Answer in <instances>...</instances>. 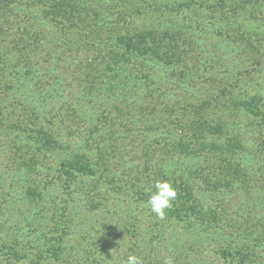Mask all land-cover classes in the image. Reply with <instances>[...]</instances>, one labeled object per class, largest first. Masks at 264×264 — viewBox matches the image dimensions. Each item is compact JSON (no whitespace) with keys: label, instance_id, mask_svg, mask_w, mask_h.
<instances>
[{"label":"rangeland","instance_id":"374dc122","mask_svg":"<svg viewBox=\"0 0 264 264\" xmlns=\"http://www.w3.org/2000/svg\"><path fill=\"white\" fill-rule=\"evenodd\" d=\"M54 4L0 0V109L15 120L35 113L64 148L47 153L38 141V163L11 167L17 143L0 111V249L18 248L17 257L0 250V264H76L83 219L107 236L106 264L129 254L144 264H237L239 251L264 264V0ZM59 86L62 97L44 101ZM78 141L106 161L102 182L122 177L114 197L100 186L97 202L86 181L60 182ZM137 170L142 177L125 183ZM156 181L186 186L189 205L174 200L157 217L147 206ZM40 210L44 230L61 218L69 229L48 233L37 255L23 247L38 236L30 226L41 228L32 217Z\"/></svg>","mask_w":264,"mask_h":264},{"label":"trees","instance_id":"16d2710c","mask_svg":"<svg viewBox=\"0 0 264 264\" xmlns=\"http://www.w3.org/2000/svg\"><path fill=\"white\" fill-rule=\"evenodd\" d=\"M54 2L55 0H50V5L48 7L50 10L56 6ZM131 49L136 50L137 48L134 47ZM142 49L143 50H140V53L144 51V48ZM134 52L137 53V51H134ZM59 88H63V87L59 86L58 88H52L51 91L49 89L45 93L44 101L48 99L53 100V101L59 100L62 97L61 95H63V92H62L63 90H59ZM35 96L31 99L30 103H33L36 101ZM7 108H8L7 106L3 105L2 108L0 109L2 115L4 116V119L7 120V124L2 123V131L4 135H7L9 137L10 135L13 136L15 138L14 141H16L17 143V145L13 148L15 149V153H13L14 158H12L11 162H9L10 163L9 165L11 167L16 166L18 162L23 164L25 167L29 166V163H32V162L38 163V157H37L38 155L31 154V149H32L33 144L37 143L38 141H42L43 143L41 151H45L47 153L49 152L51 153L55 151L59 153L60 149H64L62 144L60 143L61 140L58 138L55 139L53 128H51L49 132H46L45 129L40 124H37L36 119L38 118L35 113L31 114L29 113V110L27 109H25V111L22 110L20 113L22 116L21 115L18 116L19 120H15L12 113ZM17 109H19V106L17 108L13 107L12 112L14 113L15 110ZM59 127L60 128L58 130L59 131L62 130L61 126ZM74 134H76V132H74ZM91 138L92 137L90 135L88 139L91 140ZM95 151L96 150L90 148L88 144H85V143L83 144V143H80L79 141L76 142L74 149L72 151H69L64 161H62V172H60L62 173V177L60 179V182L63 185L65 183L67 184L68 187L69 186L71 187L76 184L80 186V184L82 185L83 182L86 181V186L90 189V191H92L93 195H97L99 197V200L97 202H101L102 197L100 196V194L97 193V191H95L96 188H99L100 186H102V188L106 189L105 193L108 196L114 197V195H112L114 193L111 192V189L109 188L111 187L123 188L124 182H119L121 180L119 178L121 177L120 175H118L119 180L108 179L107 183L102 182L103 179L105 180L107 178V169H106L107 163L103 158L99 159L98 158L99 153L96 156L97 151L96 152ZM122 165L124 166L125 162ZM124 168L130 170L131 166L126 165ZM126 175L129 176V179L126 180L125 183L133 182L134 180H137V177L139 178L142 177V171L141 170H137L136 172L129 171L123 176H126ZM1 177L3 178L4 174L2 173V169L0 166V179ZM24 181L28 183L31 187H34V188L40 187L38 182L34 180L32 182L30 178L24 179ZM109 182H112L113 184L109 186L108 185ZM183 188L182 189L175 188L176 191H178L177 197L175 198V203L186 202L189 205L191 201L190 193L188 190L186 189L184 190ZM94 192L97 194H95ZM31 194H33V196L37 198V201L43 200L41 193L37 189H34L33 191H31ZM180 195L184 197L182 200H179ZM79 198L80 200H83L82 196H80ZM73 200L75 201V199ZM80 208L81 207H79V209ZM32 217H33L34 223L36 225H40L41 228L38 229L37 227L33 226V224H31L30 228H32L34 232L37 231L38 236L34 240V242L27 240L23 248H27L29 251H36L37 255H40V252H41L40 249H43L42 246H44L46 242L53 241L52 240L54 239L53 235L49 238L47 236L48 233L54 234V233H57L58 230L66 231L67 229H69V226H67L68 221L66 219L61 218L60 221L62 222H58L56 226L53 225L52 230H48V229L44 230L43 227L45 226V221L47 219L43 213V210L42 211L40 210V212L35 211L32 214ZM51 218L54 219V215H52ZM78 218H81V216H78ZM80 222H81V228H82V233H81L82 242L79 243V245L77 246V249H79L78 251L83 252L84 258L79 259V256L78 258L76 257V259H79V261H77L76 264H101V263L106 264L108 260L106 259L104 254L106 253V250H107L106 248L107 247V244H106L107 236L106 235L102 236L103 234H101L102 232L99 231L100 229L98 230L96 229L97 232L99 233L100 239L95 240L97 238V232L94 229V227H96L99 223L97 222V225H95L91 221V219L90 220L83 219V221H80ZM91 223H93L94 225L92 226ZM57 226H59V229L55 230L56 228H58ZM132 228L134 229V225H132ZM136 231H138L137 228L135 229L133 233H136ZM22 239L24 240V235H21V238L19 240H22ZM19 242L20 241H18V243ZM17 249H18L17 245L16 246L13 245L12 247H9L8 244H5L3 247H1L0 250L5 253L9 252L11 255L16 256V254L13 252L17 251ZM75 252L77 251L75 250ZM23 255L25 258L26 257L28 258L27 256L28 254L26 252L23 253ZM237 255L242 259L241 261H238L237 264H246L244 256H243L244 254H242L239 251L237 252ZM228 256H232L231 251H228Z\"/></svg>","mask_w":264,"mask_h":264},{"label":"clouds","instance_id":"9594fccd","mask_svg":"<svg viewBox=\"0 0 264 264\" xmlns=\"http://www.w3.org/2000/svg\"><path fill=\"white\" fill-rule=\"evenodd\" d=\"M147 200V206L157 217L164 218L166 210L173 206V201L177 196L175 188L168 181H156L153 185ZM121 264H144L143 259L137 255L129 254L126 259L121 258ZM166 264H171L167 261Z\"/></svg>","mask_w":264,"mask_h":264}]
</instances>
